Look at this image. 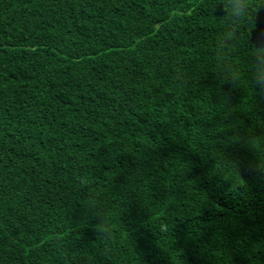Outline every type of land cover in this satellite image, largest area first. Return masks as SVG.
<instances>
[{"label": "trees", "instance_id": "16d2710c", "mask_svg": "<svg viewBox=\"0 0 264 264\" xmlns=\"http://www.w3.org/2000/svg\"><path fill=\"white\" fill-rule=\"evenodd\" d=\"M261 33L264 0H0V264H264Z\"/></svg>", "mask_w": 264, "mask_h": 264}, {"label": "snow or ice", "instance_id": "6c2138e0", "mask_svg": "<svg viewBox=\"0 0 264 264\" xmlns=\"http://www.w3.org/2000/svg\"><path fill=\"white\" fill-rule=\"evenodd\" d=\"M259 39L264 42V33L260 34ZM230 134L235 136L237 138L235 142L243 147L250 144L254 138H264V123H262L258 128H247L242 124H238L235 126V131ZM169 150L174 151L172 146H169ZM236 162L242 168L247 167L249 164L248 159L242 153L237 154Z\"/></svg>", "mask_w": 264, "mask_h": 264}]
</instances>
